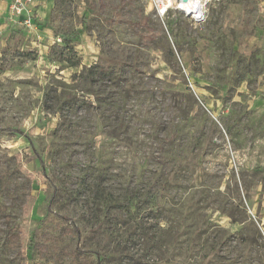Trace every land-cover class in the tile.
<instances>
[{
    "label": "rangeland",
    "instance_id": "1",
    "mask_svg": "<svg viewBox=\"0 0 264 264\" xmlns=\"http://www.w3.org/2000/svg\"><path fill=\"white\" fill-rule=\"evenodd\" d=\"M21 18L0 21V264H264V0L198 25L54 0L77 67Z\"/></svg>",
    "mask_w": 264,
    "mask_h": 264
},
{
    "label": "built area",
    "instance_id": "2",
    "mask_svg": "<svg viewBox=\"0 0 264 264\" xmlns=\"http://www.w3.org/2000/svg\"><path fill=\"white\" fill-rule=\"evenodd\" d=\"M143 2H149L154 5L157 13L164 16L168 11H180L193 24H200L205 22L208 12V5L211 0H192L190 4L183 2L182 0H140ZM35 0H8V15L13 21L16 18L26 16L24 19L25 23H29L31 20L30 15L32 14V7ZM184 3L183 5H180ZM61 39L56 38L53 44H60Z\"/></svg>",
    "mask_w": 264,
    "mask_h": 264
},
{
    "label": "crops",
    "instance_id": "3",
    "mask_svg": "<svg viewBox=\"0 0 264 264\" xmlns=\"http://www.w3.org/2000/svg\"><path fill=\"white\" fill-rule=\"evenodd\" d=\"M53 3L54 0H35V3L32 7V14L30 15L31 20L34 23V19H38L39 22H41L42 25H40L38 28H36L37 32L39 33V36L37 37L36 43L39 47H44L43 45L39 44L40 42H45L47 45L45 46V49L48 50L53 44V41L58 38L53 35L51 28L49 27V19L50 14L53 9ZM8 12V0H0V21L4 20L5 17H7ZM26 16H23L21 19H25ZM30 20V21H31ZM34 25H37V23H34ZM0 26V30H1ZM14 29L13 26L8 28V31H11ZM4 30V29H3ZM60 46V44H58Z\"/></svg>",
    "mask_w": 264,
    "mask_h": 264
},
{
    "label": "trees",
    "instance_id": "4",
    "mask_svg": "<svg viewBox=\"0 0 264 264\" xmlns=\"http://www.w3.org/2000/svg\"><path fill=\"white\" fill-rule=\"evenodd\" d=\"M55 35L57 36L58 34L55 32ZM54 48H57L58 50H59V52H60V54H61V58H63V59H59L58 61L59 62H62V61H64V62H68V65L70 66V67H77L79 64L78 63H69V62H71V61H68L67 59H64V56H66V53H73L74 52V48H73V45H68L67 44V41L64 39V42H63V45L62 46H58V47H56V44H54L52 47H51V50L52 49H54ZM62 219H66V218H64V217H62ZM76 230V235H77V237H80V233H79V231L77 230V229H75ZM14 232V231H13ZM17 235L16 234H12L11 235V237L12 238H14V237H16ZM11 247H13V248H16V244L15 243H11ZM73 257H74V259L76 260V259H79V255L77 254V253H75L74 255H73Z\"/></svg>",
    "mask_w": 264,
    "mask_h": 264
},
{
    "label": "bare ground",
    "instance_id": "5",
    "mask_svg": "<svg viewBox=\"0 0 264 264\" xmlns=\"http://www.w3.org/2000/svg\"><path fill=\"white\" fill-rule=\"evenodd\" d=\"M192 2V0H189L187 3L190 4ZM184 3H181L180 5H183Z\"/></svg>",
    "mask_w": 264,
    "mask_h": 264
},
{
    "label": "water",
    "instance_id": "6",
    "mask_svg": "<svg viewBox=\"0 0 264 264\" xmlns=\"http://www.w3.org/2000/svg\"><path fill=\"white\" fill-rule=\"evenodd\" d=\"M183 2H187L188 0H182Z\"/></svg>",
    "mask_w": 264,
    "mask_h": 264
}]
</instances>
